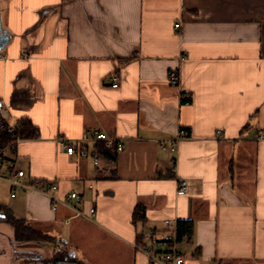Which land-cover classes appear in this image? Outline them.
I'll return each instance as SVG.
<instances>
[{"label":"crops","instance_id":"crops-1","mask_svg":"<svg viewBox=\"0 0 264 264\" xmlns=\"http://www.w3.org/2000/svg\"><path fill=\"white\" fill-rule=\"evenodd\" d=\"M0 27L3 116L39 131L3 151L0 176L11 167L26 185L76 192L86 215L96 209L76 217L0 180L10 188L0 205L60 242H18L2 220L0 264L64 252L79 264H150L134 245L165 233V220L192 226L178 246L186 264H264V0H0ZM88 132L123 152L98 166L67 155L59 140Z\"/></svg>","mask_w":264,"mask_h":264},{"label":"built area","instance_id":"built-area-1","mask_svg":"<svg viewBox=\"0 0 264 264\" xmlns=\"http://www.w3.org/2000/svg\"><path fill=\"white\" fill-rule=\"evenodd\" d=\"M176 30L181 29V24L175 25ZM1 57V56H0ZM113 88H118V77L114 74L110 78ZM180 74L178 70L171 71L169 74V82L172 86L179 87L180 85ZM182 101H189L188 97H182ZM218 137H222V133L218 132ZM184 138V132H180L177 138L171 141V151L176 152L180 142ZM59 143L65 148L67 155L79 156L80 158L90 157L94 166L100 164L101 155L97 149V145L102 143L107 149H115L117 153H121L124 150L123 141L109 139L105 134L97 132H88L81 139L69 140L60 139ZM89 144H94L89 150ZM4 150H0V163L2 159V153ZM9 176H0V180L9 184L14 191L23 190L26 192H34L45 196L50 200L52 209L56 210L59 206H63L72 211L76 217L90 219L95 216L96 209L92 208L90 215L84 214L80 209L79 205L82 202V198L76 192H70L64 198H60L55 195L58 192V186L53 183L44 185L37 183L36 185H26L22 182L24 172L18 171L13 172L11 167H8ZM187 192V182L180 180L178 182V196H184ZM15 197V194H12ZM167 230L165 233L160 234L158 232H146L143 235L142 245L136 244L134 248L141 254H143L150 262V264H186L185 257L179 252L178 246L180 244L178 237V221L177 220H165L164 221Z\"/></svg>","mask_w":264,"mask_h":264},{"label":"trees","instance_id":"trees-1","mask_svg":"<svg viewBox=\"0 0 264 264\" xmlns=\"http://www.w3.org/2000/svg\"><path fill=\"white\" fill-rule=\"evenodd\" d=\"M68 1V0H64ZM4 111L0 105V150H6L8 147L15 145L18 141H33L39 138L38 129L32 124L29 119H23L15 127L8 125L5 117L3 116ZM100 155L106 159H112L116 156V150H109L104 144L97 146ZM37 183L44 185L49 184L48 182H32V186ZM0 215H4V218L0 217V221H5L14 232V239L18 242H38L44 244L55 245L58 247L59 243L55 238L50 237L30 226L24 220H18L13 216L9 215L5 208L0 205ZM192 233V226L187 222H178V237L179 242L188 238ZM64 254H56L54 259L51 261L52 264L61 261Z\"/></svg>","mask_w":264,"mask_h":264},{"label":"water","instance_id":"water-1","mask_svg":"<svg viewBox=\"0 0 264 264\" xmlns=\"http://www.w3.org/2000/svg\"><path fill=\"white\" fill-rule=\"evenodd\" d=\"M9 42V37L7 35H3L1 32V27H0V51H2L6 45ZM1 107L2 104L0 103ZM3 108V107H2ZM1 218H4L3 215H0ZM74 254L64 252V257L61 261L56 262V264H79L74 260Z\"/></svg>","mask_w":264,"mask_h":264},{"label":"rangeland","instance_id":"rangeland-1","mask_svg":"<svg viewBox=\"0 0 264 264\" xmlns=\"http://www.w3.org/2000/svg\"><path fill=\"white\" fill-rule=\"evenodd\" d=\"M0 202L6 201L4 204H6L7 209L9 208V204L7 203L10 198V188L8 185L0 183ZM22 192V191H19ZM8 213V211H6ZM9 214V213H8ZM10 215V214H9ZM12 216V215H11Z\"/></svg>","mask_w":264,"mask_h":264}]
</instances>
